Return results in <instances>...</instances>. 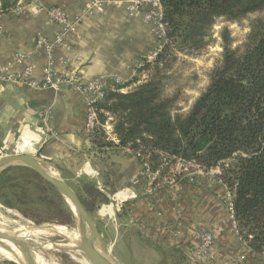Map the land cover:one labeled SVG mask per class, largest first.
I'll return each mask as SVG.
<instances>
[{
	"label": "crops",
	"instance_id": "1",
	"mask_svg": "<svg viewBox=\"0 0 264 264\" xmlns=\"http://www.w3.org/2000/svg\"><path fill=\"white\" fill-rule=\"evenodd\" d=\"M90 1L18 0L21 13L12 8L0 14V76L5 75L0 78V145L20 141L21 149L39 156L72 186L78 179L97 183L110 198L98 215L114 216L117 232L125 238V233L132 235L159 260L183 255L187 261L181 264H194L189 251L198 243L195 232L203 228L213 230L215 237L210 264H264V255L240 240L227 205L228 189L218 176L202 177L195 184L182 174L159 181L149 192V179L134 152L94 145L85 131L87 103L73 85L57 91L38 88L22 77L33 65L32 78L43 80L48 55L37 47V37L52 40L59 33L60 25L47 12L60 6L71 18L85 16L64 45L54 49L56 73L78 75L80 81L113 75L125 85L130 82L139 64L157 50L158 39L124 6L85 12ZM20 56L22 61L17 60ZM40 112L48 115L45 134L38 131Z\"/></svg>",
	"mask_w": 264,
	"mask_h": 264
},
{
	"label": "trees",
	"instance_id": "2",
	"mask_svg": "<svg viewBox=\"0 0 264 264\" xmlns=\"http://www.w3.org/2000/svg\"><path fill=\"white\" fill-rule=\"evenodd\" d=\"M17 1L0 0V14ZM161 2L165 23L161 50L136 68L126 85L131 89L122 91L119 85L106 89L96 104L99 124L92 141L97 148L125 147L149 154L151 170L160 172L155 184L175 159L205 171L219 167L218 178L232 194L239 236L254 253L264 255V0ZM257 13L245 39L235 45L229 23H241ZM219 19L227 23L220 31V57L208 72L207 86L184 111L176 107L180 91H167L177 79L175 64L180 55H196L212 44ZM106 123L116 141L108 136ZM72 187L90 215L110 202L95 182L78 179ZM0 203L38 224L76 222L65 197L28 166L13 165L0 173ZM27 208L45 211L35 214Z\"/></svg>",
	"mask_w": 264,
	"mask_h": 264
},
{
	"label": "built area",
	"instance_id": "3",
	"mask_svg": "<svg viewBox=\"0 0 264 264\" xmlns=\"http://www.w3.org/2000/svg\"><path fill=\"white\" fill-rule=\"evenodd\" d=\"M107 5H114L116 7L124 6L126 11L130 15L134 17H140L145 23L150 26L152 32L158 39V47L157 50L147 59L150 60L155 58L157 53L161 50L162 41L165 38V23L163 21V6L161 0H92L86 5L85 12H91L94 10L101 12L104 11ZM13 8H15L18 13H21V11L23 10V7L19 4ZM47 13L50 20L60 25L61 30L52 40L48 39L42 34H39L37 37V47L43 48L48 55V63L44 68L43 80L39 82L38 80L32 78V70L34 68L33 65L23 73L22 77L38 88L50 87L57 91H59L64 84L73 85L83 95L87 103L85 131L91 136L94 128L99 124L96 104H98L104 98L105 91L109 87L119 85L122 86V90H127L125 82L121 77L113 75H98L93 77L92 79L80 81L78 75L68 76L56 73V71L54 70L56 60L53 51L56 47L64 45L66 36L76 30L78 24L85 15L84 13H79V15L71 18L68 15L67 11L60 6L50 7ZM23 59L24 57L20 56L17 60L22 61ZM1 77L5 78V75L0 76V78ZM38 115L42 121V125L39 126L38 131L42 134H45L47 130L46 123L48 115L45 112H40ZM104 127L108 136L112 140L116 141L115 136L111 132L112 126L106 123ZM129 150L132 151L131 149ZM21 152L27 151L21 149L20 141H17L12 146H10L8 143L0 145V156ZM134 153L137 156L141 155V153ZM140 157L142 168L150 182V188L148 191L151 192L153 187H155V181L158 179L160 172H153L151 170V160L149 154L141 155ZM178 161L183 162L181 163V173L184 174L188 180L195 184H200L202 177L210 179L218 176L221 173V169L219 167H213L209 171H205L200 166L192 162L183 161L181 159H178ZM187 164L193 166L194 171H192L191 169L190 171L187 167ZM227 205L233 218L232 194L229 190L227 195ZM194 235L198 243L189 251L192 262L194 264H210V253L212 246L215 243L213 230L202 228L197 230ZM240 240L243 242L245 247H248V244L241 237Z\"/></svg>",
	"mask_w": 264,
	"mask_h": 264
},
{
	"label": "rangeland",
	"instance_id": "4",
	"mask_svg": "<svg viewBox=\"0 0 264 264\" xmlns=\"http://www.w3.org/2000/svg\"><path fill=\"white\" fill-rule=\"evenodd\" d=\"M257 15L259 14H253L250 16V18L245 19L241 23H229V27L232 30V35L235 38V45L241 43L245 39V36L250 29L249 25L251 20ZM225 24L227 23L223 21V19L218 20L213 29L212 44L202 52L196 55H180L179 60L175 64L174 68L177 79L171 82L167 88L169 93L180 91L181 95L178 97L176 106L177 108H181L184 111L187 110L199 93L207 86L208 72L213 67L215 60L220 57L222 51L220 31ZM153 59H150V61ZM145 77V74H142L141 78L143 79ZM129 89H131V87L127 88V90ZM127 90L125 89L122 91ZM181 163L183 162H180L177 159L174 161H169V165L165 166L169 167L168 172L160 180V182H162L165 178H167V181L177 179L178 176L182 174ZM187 167L189 170L194 169V167L190 164H187ZM105 204H110V202ZM102 205L91 216L95 220L102 234L103 244L112 257H114V259L118 262V264H181L182 262L187 261V258L183 255H179L175 259L171 256L172 259L166 257L161 260H159V258L156 256H152V252H150L147 245H145L146 247L141 246L139 242L135 241V238L133 239L132 235L128 233H125L128 237L125 238L122 231L117 232L114 225L116 223L114 221V216L110 217L107 215H98ZM26 210H32V212L35 214L44 213L45 211L43 208H27ZM0 223H4L3 226H8H5V228L10 230L17 229L20 226H28L33 224L39 225L33 220L23 216L17 209L8 208L2 203H0ZM40 224L53 225L50 227L41 226L40 228L44 231L50 230L52 232L59 228L68 229L74 233L78 231L77 222H74L73 224L57 222H44ZM68 237L72 238L73 236L69 235ZM27 240L33 243H44L50 241L61 243V245L66 244L69 247L74 246L73 242H70L67 237L65 238L61 235L53 233H43L34 236L32 235L29 236ZM36 252L37 254L39 252L38 255L46 262V264H83L81 261L83 258L88 260L81 252L72 249L43 247L36 248ZM10 260L18 261V259L13 258L11 255H7L0 250V264H5Z\"/></svg>",
	"mask_w": 264,
	"mask_h": 264
},
{
	"label": "water",
	"instance_id": "5",
	"mask_svg": "<svg viewBox=\"0 0 264 264\" xmlns=\"http://www.w3.org/2000/svg\"><path fill=\"white\" fill-rule=\"evenodd\" d=\"M13 165H24L34 169L47 181H49L59 193H61L69 205L71 206L77 222V238H69L67 235L58 234L69 238L74 246L69 247L66 244L51 242L53 248L57 249H72L81 252L91 264H118V262L108 252L103 244L102 234L93 219L84 207L78 194L73 187L62 177L57 170L54 173L44 165V161L37 155L29 152H21L10 155L0 156V173L6 168ZM53 226L52 224L28 225V227ZM7 228L0 227V247H4L9 251H14V248L7 246L6 241L12 243L19 251L21 261H14L17 264H37L32 256L29 255L28 250L41 248L40 243H33L28 241L29 236H21L19 233L12 232ZM46 243V242H45Z\"/></svg>",
	"mask_w": 264,
	"mask_h": 264
},
{
	"label": "bare ground",
	"instance_id": "6",
	"mask_svg": "<svg viewBox=\"0 0 264 264\" xmlns=\"http://www.w3.org/2000/svg\"><path fill=\"white\" fill-rule=\"evenodd\" d=\"M53 171L54 173L55 170H51ZM4 224V223H3ZM3 224L0 223V227H3L5 228V226H3ZM20 224V223H19ZM8 227V226H6ZM13 230V229H12ZM71 231V230H70ZM68 229H63V228H59V229H56L55 231H50V230H42L40 227H28V226H20L19 228L15 229V231H12V232H15V233H19L21 236H34V235H38V234H43V233H61V234H64V235H72L74 238H77L78 236V232H70ZM69 239V238H68ZM7 246H10L12 248H14V251H9L8 249L4 248V247H0V250L4 253H6L7 255H11V257L15 258V259H18V262L21 261V256L19 255V251L18 249H16L14 247V245L8 241L5 242ZM41 244V248H46V247H51L53 246L52 243L49 241V242H44V243H40ZM28 253L30 256H32V258L34 259V261L37 263V264H46V262L37 254L36 252V249H31V250H28ZM83 262V264H91L88 260L86 259H82L81 260Z\"/></svg>",
	"mask_w": 264,
	"mask_h": 264
}]
</instances>
